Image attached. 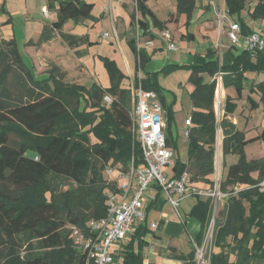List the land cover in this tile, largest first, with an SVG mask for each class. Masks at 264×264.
<instances>
[{
  "label": "trees",
  "instance_id": "obj_1",
  "mask_svg": "<svg viewBox=\"0 0 264 264\" xmlns=\"http://www.w3.org/2000/svg\"><path fill=\"white\" fill-rule=\"evenodd\" d=\"M50 1L57 20L44 27L40 42L49 41L54 31L62 30L70 20L78 23L89 18L94 7V3L85 0ZM147 1L137 0V9L149 14L152 23L164 29L165 22L156 17ZM177 1L178 12L190 15L195 0ZM225 2L228 13L246 27L248 23L242 15L246 0ZM249 16L264 19V0H257ZM149 22H137L144 36H152L147 30ZM62 37L71 48L92 44L87 35L62 33ZM130 44L138 56V71H144L147 58L143 49L138 48L136 38ZM212 53L208 52V56ZM101 59L110 86L97 85L87 90L79 83L65 82L64 73L56 66L49 77L35 79L23 63L15 42L0 38V264H85L84 254L75 247L66 226H84L89 219L106 215V188L110 186L101 173L106 164L121 163L127 170L133 158L135 164L142 160V149L133 130V98L131 90L124 85L126 75L114 60ZM219 70L223 72L225 87L234 86L240 95L246 72H264V50L243 48L229 65L210 58L204 65L192 67L194 110L188 159L182 162L176 157L174 172L177 176L189 172L201 187L213 185L216 135L218 127L222 128L223 154L236 153L239 159L228 167L226 177L220 182V190L228 196L222 219L215 218L213 231L212 248L219 247L220 251L210 252L209 264H254L264 259V188L260 185L264 181V158L248 159L245 145L264 140V129L258 136L247 139L227 118L218 123L214 108L217 82L204 81L199 72L207 71L214 77ZM146 74L140 84L143 89L157 93L166 110L167 143L178 150L171 137L174 101L168 102L166 89L157 77L152 80L151 76L157 72ZM135 82L139 85V79ZM257 87L264 102V84ZM105 93L115 97L110 106L103 103ZM235 108L236 104L227 96L226 115ZM13 132L21 136L18 141L11 138ZM86 141L91 143L85 144ZM255 171L259 174L256 178L252 175ZM61 180H70L74 185L60 193L55 184ZM212 206V201L198 203L193 209L192 213L202 222L198 245L203 244L213 218ZM147 231L146 223L139 226L120 254L114 255V262L143 264Z\"/></svg>",
  "mask_w": 264,
  "mask_h": 264
},
{
  "label": "crops",
  "instance_id": "obj_2",
  "mask_svg": "<svg viewBox=\"0 0 264 264\" xmlns=\"http://www.w3.org/2000/svg\"><path fill=\"white\" fill-rule=\"evenodd\" d=\"M201 0H195V6L191 14L189 15L187 12H178V1L176 0V5L173 0H171L172 7H169L166 12L162 15H159L158 12L153 9L150 5V0L146 2L147 6L154 12L156 17L159 20L165 22L164 29H168L172 32L173 35V42H180V47L183 48L184 54L181 53L180 55H173V59L169 56L170 53H166L164 50V45L167 42L168 47L169 43L168 40L163 36V29L155 26L150 19L151 16L149 14L145 15L141 10L138 9V20H142L145 22L149 20V28L147 30L150 35H143V30L140 27H136L133 24V17L134 14H130L125 6L123 5H116L115 12L118 15L124 17L125 23L123 26V33H125L126 26H132L131 34H126L121 38V47L122 52L119 53L117 56H111L110 54L103 55L99 53H92L91 48L92 45L90 44H83L86 48V52L95 55L97 58L99 55L103 57H108L115 61L117 67L120 71L126 75V82L127 88L131 90V95L133 98V90L131 89V79L133 78L130 72L134 71V81L137 79L141 80V78H146L148 75L146 72H157L156 76H151L152 80H157L159 84L164 88L165 86L162 83V78L172 77L177 74L181 76V78H186L187 75V82L180 81L179 86H182V89H187L190 91L188 87V82L193 85L194 84L190 81V76L192 75V67L193 66H201L206 63V61L210 58L218 60L221 65H229L233 61V57L235 54L243 50L241 46L234 45L231 43L227 36V29L217 28V14L214 10L212 5L208 3L201 4ZM225 0H223L224 3ZM158 3V0H157ZM166 8V7H165ZM224 8V16L223 19L225 25L228 26L229 22L227 21V17H230V21H237L239 22L234 16H230L228 13V7L223 5ZM201 9V10H200ZM253 9V8H252ZM252 11V10H251ZM250 12V11H249ZM249 12H247V16H245V20L247 21V26L244 27L241 24V33L240 35L246 36L252 31L261 32L259 29V22L261 19H252L249 16ZM244 13V11L242 12ZM55 16L53 17V21L57 20V13L55 12ZM245 15V14H244ZM49 17V16H48ZM71 21V20H70ZM128 22V23H127ZM222 22V24H223ZM51 24V23H50ZM48 23V25H50ZM67 24V23H66ZM65 24V25H66ZM76 24V23H75ZM127 24V25H126ZM64 25V26H65ZM77 25V24H76ZM223 27V26H222ZM128 29V28H127ZM62 31V30H56ZM55 33V31H54ZM263 34V32H261ZM79 34V33H76ZM75 34V35H76ZM74 35V34H73ZM87 35L90 42H94L96 39L92 36L90 31L82 34L80 36ZM264 35V34H263ZM143 36V37H142ZM227 38V42H225L222 37ZM141 37V41L139 38ZM137 39V45L139 43L138 48H142L147 58V62L145 63V70L144 71H136L137 69V53L134 51L132 45L130 44L131 39ZM146 40H152L153 44L151 46H146ZM166 41V42H165ZM98 42V41H96ZM126 42L127 46L124 44ZM176 46V44H175ZM169 48V52L171 50H177V46L175 49ZM208 52H213L212 55L208 56ZM164 54L165 56V63L158 69H150L151 63L155 60L157 56H161ZM179 58V61H178ZM247 78H251L252 82L247 87L246 80L244 82V88L239 95L236 88L234 86L225 87L223 79L222 82L216 87L215 91V104L217 109H222V102H224V112H225V105L227 96L232 98V101L236 104V108L233 113H229L224 118H227L231 122H233L237 129L244 132L247 139L253 138L258 136L262 130L258 129V126L254 123V114L256 113H264V102L261 100V92L258 90L257 84L263 83L264 84V72H254L248 71L245 73ZM199 76H202L204 81H211L214 77L207 71L199 72ZM246 78V79H247ZM222 88V92L220 96H217V90ZM170 90V89H169ZM171 91V90H170ZM171 96L174 98V121L172 125V138L177 144L178 150H175L173 146L171 147L175 151V155L179 156L180 151V134L184 135V130L187 126V121L191 119L192 112L194 107H191L190 110L184 112V115H181L180 119V127L182 129L181 132L175 133L173 131L174 125L178 123V110H177V101L179 99V95L174 91L167 92L166 97L168 102H171ZM249 97H251L255 102H251ZM238 99L242 100V106L240 107L238 103ZM245 99V100H244ZM256 104V107L254 105ZM182 108H184L182 106ZM176 110V111H175ZM217 115V114H216ZM165 119H166V126H167V116L165 110ZM218 120V117H217ZM166 136H168L167 127L165 128ZM221 133L217 130L216 135V157L220 148V158L218 159V167L220 171H218L217 166L215 165L216 172L214 173V180L216 178V174H220V177L224 179L227 175L228 167L238 161L239 158L238 154L236 153H229L224 155L222 152V141H223V132L222 136ZM219 135V138H218ZM185 136V135H184ZM186 137V136H185ZM187 140H184L188 143ZM220 140V143H218ZM255 141H264L263 139H257ZM250 143V142H249ZM248 143V144H249ZM245 145V152L246 146ZM218 145V147H217ZM247 156V152H246ZM177 157V156H176ZM236 158V159H235ZM248 158V156H247ZM258 158H264L258 157ZM250 159V158H248ZM252 159H257L252 158ZM237 160V161H236ZM253 177H258V171L252 173ZM264 182V181H262ZM240 186H237V188ZM241 187H244L243 185ZM264 188V187H263ZM211 202V199L206 196H197V195H186L181 198L180 205L178 207V211L176 208L170 203L165 195L159 191L158 188L153 186L150 189V192L147 196L146 200V210H147V221L146 226L148 228L147 235L145 240L147 245L144 247L143 254V264H197L196 261V247L198 235L202 229V222L199 216L194 215L193 209L198 203H206ZM152 222H157V226L155 228L152 227ZM144 225L143 224H140ZM139 227V226H138ZM130 237H127L124 241H122L118 246L113 248L114 255L120 254L123 246L130 240ZM214 252H219V247L213 248ZM119 260L120 258L117 257ZM263 261V262H262ZM114 264H117L114 262ZM254 264H264V259L256 260Z\"/></svg>",
  "mask_w": 264,
  "mask_h": 264
},
{
  "label": "rangeland",
  "instance_id": "obj_3",
  "mask_svg": "<svg viewBox=\"0 0 264 264\" xmlns=\"http://www.w3.org/2000/svg\"><path fill=\"white\" fill-rule=\"evenodd\" d=\"M90 3H94L93 10L91 12V16L87 19H82L81 22L76 23V21L71 20L68 21L67 24L63 27L62 31H55L53 37L46 42H40V35L44 31V27L49 23H52L53 17L55 16V10L51 7L50 0H0V38L5 39L6 41H14L15 45L22 57L23 63L27 68H29L30 75L35 79H45L49 77L50 73L53 71V66H56L59 70L64 73V80L67 83H79L83 85L87 90L93 89L94 86H101L103 88H107L110 86V77L108 71L103 63L101 57L97 58L95 55L91 56V53L86 52V48L84 45L71 48L67 41L62 37V33L66 34H76V36H80L90 31L94 39L92 42V53H99L103 55L110 54L111 56H117L122 52L121 47V38L126 34H131L132 26L125 27V33H123V26L125 23L124 17L118 15L115 12V6L123 5L126 10L130 14H134L133 24L137 27L138 22V9L136 7L135 0H85ZM176 5V0H173ZM201 4L208 3L214 7V10L217 14V28L227 29L226 23L223 22L221 27L220 24V16L224 15L225 1L223 0H201ZM257 0H246L247 7L242 13L243 16H247V12L251 11L254 7ZM57 5V3L55 2ZM150 5L154 7L159 15H162L169 7H172L171 0H150ZM47 7V12H43V8ZM166 7V8H165ZM201 10V9H200ZM245 14V15H244ZM49 16V17H48ZM231 16V15H230ZM232 17V16H231ZM236 18V17H235ZM230 17H227V21L230 22ZM238 19V18H236ZM125 20V21H124ZM224 21V20H223ZM77 25H76V24ZM128 23V22H127ZM241 24V22H239ZM127 25V24H126ZM259 29L264 34V19H261L259 22ZM128 28V29H127ZM171 32V31H170ZM107 33V34H106ZM172 33V32H171ZM222 39L227 42L226 37H222ZM98 41V42H96ZM166 42V41H165ZM169 43V42H168ZM124 44L127 46L126 42ZM177 46V50H171L170 52L167 42L165 43L164 50L166 53H170L169 57L173 59V55H180L183 52V48L180 47V42H175ZM165 56L161 54V56H157L153 63L150 65V69H158L165 63ZM179 61V58H178ZM1 69V67H0ZM138 71V70H136ZM131 76L134 78V71L130 72ZM187 82L186 78H181L179 74L162 78V83L166 88V93L174 91L179 95V99L177 101V110H178V123L174 125L173 131L177 134L182 131L180 125L181 115H184V112H188L191 107H193L191 92L193 91V85L188 82V87L190 91L187 89H182V86H179V82L183 81ZM252 82L251 78L246 79L247 87ZM49 84L53 87V82L50 80ZM126 85V82H124ZM171 91H170V90ZM89 96V94L87 93ZM245 100V99H244ZM174 101V98L171 96V102ZM104 103V102H103ZM238 103L240 107L242 106V100L238 99ZM105 104V103H104ZM106 105V104H105ZM131 105V104H130ZM175 105V104H174ZM182 106L184 108H182ZM176 111V110H175ZM215 111L218 117V123L224 118V102H222V109H217L215 106ZM255 120L254 123L258 126V129L261 131L264 129V113H256L253 115ZM80 128V127H79ZM218 132L222 134L223 130L219 126ZM220 134V135H221ZM13 140L18 141L21 136L18 132H13L11 135ZM222 136V135H221ZM180 151L179 156L177 152V157L180 158L182 162H187L188 159V143L184 140L187 138L180 134ZM219 137V135H218ZM93 140V139H92ZM95 140V139H94ZM93 140V141H94ZM91 142H85V144ZM219 143V140H218ZM216 145V144H215ZM218 147V145H217ZM220 149V144H219ZM246 152L248 158H258L264 156V141H255L250 142L246 146ZM218 155L215 156V165L217 166V170L220 171L218 167ZM236 159V158H235ZM239 159V158H237ZM237 161V160H236ZM112 164V163H110ZM113 164H121V163H113ZM123 166V165H122ZM105 166L102 168L101 173L103 176V180L105 182L104 176ZM216 172V169H215ZM170 174H173V171H169ZM219 176V174H218ZM222 178L220 179L221 182ZM219 182V184H220ZM106 183V182H105ZM58 188V192H62L63 190H67L70 187H73L74 183L70 180H61L55 184ZM220 189V187H219ZM226 197L220 198L215 204L212 206V212L214 216L213 222L210 224L214 231L215 228V218L222 219V210L224 208ZM68 226L66 228L68 229ZM69 233V229H68ZM212 238L207 242V246L205 247V261L209 264L210 252L213 250L212 248ZM35 242V241H34ZM33 243V242H32ZM36 243V242H35ZM202 244L199 243L201 247ZM202 248V247H201ZM200 260V264H204L202 259ZM263 262V261H262Z\"/></svg>",
  "mask_w": 264,
  "mask_h": 264
},
{
  "label": "built area",
  "instance_id": "obj_4",
  "mask_svg": "<svg viewBox=\"0 0 264 264\" xmlns=\"http://www.w3.org/2000/svg\"><path fill=\"white\" fill-rule=\"evenodd\" d=\"M135 3L137 7V0ZM43 12H47V7L43 8ZM224 18L225 16L221 14V27ZM162 33L169 42V48L175 49L172 33L168 29H163ZM240 33V23L230 21L227 36L232 44L249 50H264V35L261 32L252 31L243 37ZM145 44L151 46L153 41L147 40ZM222 74L223 72L219 70L214 76L216 87L222 82ZM131 89L133 130L142 149V160L135 164L133 158L127 170L123 169L122 164H106L105 182L110 186L106 188V215L91 218L84 226H68L75 247L84 254L85 264H114L113 248L135 233L140 224L147 221L146 200L153 186L165 195L177 211L181 198L186 195L209 197L215 206L220 198L228 196L219 189L221 177L220 174L218 176V172L213 185L207 188L199 186L187 171L180 176L175 174L176 155L174 149L167 143L165 109L157 93L143 89L140 80L137 85L133 78ZM114 99L110 93H105L103 102L110 106ZM192 126V120L189 119L184 130L186 137L189 136ZM170 170L173 174L169 173ZM260 185L264 187V182ZM213 220L214 216L210 224ZM211 225L205 234L202 248L198 244L195 245L197 264H200L199 259L207 264L204 256L207 242L212 237ZM156 226L157 222H152V227Z\"/></svg>",
  "mask_w": 264,
  "mask_h": 264
},
{
  "label": "bare ground",
  "instance_id": "obj_5",
  "mask_svg": "<svg viewBox=\"0 0 264 264\" xmlns=\"http://www.w3.org/2000/svg\"><path fill=\"white\" fill-rule=\"evenodd\" d=\"M221 92H222V88H219L218 90H217V96H220L221 95ZM219 138V137H218ZM219 143H220V140H219ZM220 148H221V146H220ZM218 158H220V149H219V155H218Z\"/></svg>",
  "mask_w": 264,
  "mask_h": 264
},
{
  "label": "water",
  "instance_id": "obj_6",
  "mask_svg": "<svg viewBox=\"0 0 264 264\" xmlns=\"http://www.w3.org/2000/svg\"><path fill=\"white\" fill-rule=\"evenodd\" d=\"M213 219V218H212Z\"/></svg>",
  "mask_w": 264,
  "mask_h": 264
}]
</instances>
